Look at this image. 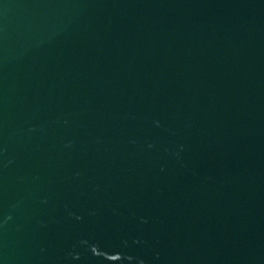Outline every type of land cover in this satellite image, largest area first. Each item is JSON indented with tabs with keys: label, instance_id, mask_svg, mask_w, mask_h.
Returning a JSON list of instances; mask_svg holds the SVG:
<instances>
[{
	"label": "water",
	"instance_id": "95a60500",
	"mask_svg": "<svg viewBox=\"0 0 264 264\" xmlns=\"http://www.w3.org/2000/svg\"><path fill=\"white\" fill-rule=\"evenodd\" d=\"M0 264H264V0H0Z\"/></svg>",
	"mask_w": 264,
	"mask_h": 264
}]
</instances>
